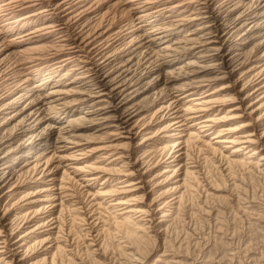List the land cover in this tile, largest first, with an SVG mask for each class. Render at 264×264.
Segmentation results:
<instances>
[{
  "label": "bare ground",
  "instance_id": "6f19581e",
  "mask_svg": "<svg viewBox=\"0 0 264 264\" xmlns=\"http://www.w3.org/2000/svg\"><path fill=\"white\" fill-rule=\"evenodd\" d=\"M0 264H264V0H0Z\"/></svg>",
  "mask_w": 264,
  "mask_h": 264
}]
</instances>
